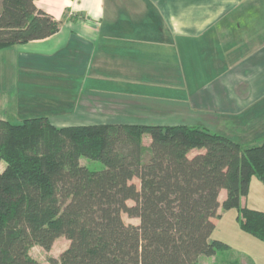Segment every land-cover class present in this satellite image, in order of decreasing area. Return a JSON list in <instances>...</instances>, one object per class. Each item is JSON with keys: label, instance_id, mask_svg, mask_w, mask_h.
Here are the masks:
<instances>
[{"label": "trees", "instance_id": "trees-1", "mask_svg": "<svg viewBox=\"0 0 264 264\" xmlns=\"http://www.w3.org/2000/svg\"><path fill=\"white\" fill-rule=\"evenodd\" d=\"M59 26L35 0H0V50ZM0 164V264H43L29 248L49 250L59 236L69 244L45 264H197L229 249L210 238L222 189L221 208L235 209L240 229L264 243V211L240 204L253 176L264 183V141L187 124L0 119ZM123 214L138 225L126 226Z\"/></svg>", "mask_w": 264, "mask_h": 264}, {"label": "crops", "instance_id": "crops-1", "mask_svg": "<svg viewBox=\"0 0 264 264\" xmlns=\"http://www.w3.org/2000/svg\"><path fill=\"white\" fill-rule=\"evenodd\" d=\"M35 5L59 21V30L0 50V119L43 116L58 127L126 123L139 101L157 100L162 114L175 109L183 123L174 124L205 127L239 143L264 140V0ZM204 52L213 57L196 67ZM122 105L128 112L120 118ZM225 197L220 190L216 217ZM254 247L263 258L255 264H264V246Z\"/></svg>", "mask_w": 264, "mask_h": 264}, {"label": "rangeland", "instance_id": "rangeland-1", "mask_svg": "<svg viewBox=\"0 0 264 264\" xmlns=\"http://www.w3.org/2000/svg\"><path fill=\"white\" fill-rule=\"evenodd\" d=\"M203 45L204 44L201 43L200 45H198V47H203ZM189 53L190 51L187 49L186 54H188V56ZM194 53H199V51L194 49L193 54ZM205 56H206L205 52L203 53V55L196 56V62H194L196 67H198V65L199 67L206 65V63H208L209 58L213 57V55L211 53L209 54L208 52H207V57ZM140 103L141 101H139L137 106H135L134 108L135 111H129V112H133L134 114L129 115L128 118H126L128 119L126 123L161 124V125L183 123L180 122V119L177 120L176 118L177 116L174 115V114L177 115V113L174 112L175 109H172L173 107L171 108L170 115H174V116H170L167 112L165 114H162L161 112L163 110L159 107H156L153 104V103H159V101L157 100H152L150 102L151 106H148L147 104L145 106H141ZM119 110L122 113H119L115 116H118L120 118L125 116L122 115L123 113L126 114L128 112V110L124 108V105L120 106ZM143 112L146 113H144L143 115L142 114ZM145 115H147L148 117H146ZM115 116H111V117H115ZM256 139L257 140L252 141L250 143L257 144L264 141L262 138L261 139L256 138ZM240 141H242L241 143H244L245 140H240ZM148 142H149V137L145 136L143 138V144L147 146ZM189 155L192 156L193 151H191ZM79 161L82 165L86 166L89 169L100 170L103 168V164L97 160H91L82 157L80 158ZM2 168L3 165L0 164V170ZM132 182L136 186H139V180L137 178H134ZM245 197H246L245 200L247 207L264 211V184L254 176L251 178L249 184V191ZM130 204H132L131 201ZM122 218L125 225L129 227L131 226L134 227L139 223V220L137 218L128 217L126 214H123ZM214 224L215 226L210 238L221 240L222 242L226 243L229 246V249L225 251H219L212 256H204V255L199 256L197 264H255L257 263V260L263 261L262 256L258 255L257 250L254 251L255 250L254 244L264 246L263 242L259 241L255 237L245 233L240 229L239 223L237 221V211L235 209L223 210L221 208V216L216 217ZM251 240L253 244L250 243ZM68 244L69 242L65 237L59 236L54 241V243L52 244L49 250H46L38 245L31 246L29 248V256L45 264L47 263L50 257L58 259L62 251L67 248ZM261 253L264 254L262 251Z\"/></svg>", "mask_w": 264, "mask_h": 264}]
</instances>
